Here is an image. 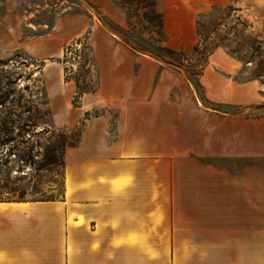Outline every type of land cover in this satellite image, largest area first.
<instances>
[{
    "label": "crops",
    "instance_id": "crops-1",
    "mask_svg": "<svg viewBox=\"0 0 264 264\" xmlns=\"http://www.w3.org/2000/svg\"><path fill=\"white\" fill-rule=\"evenodd\" d=\"M25 1L0 0V55L24 50L43 71L60 60L61 27L78 28L75 39L92 25L66 16L28 36L44 25ZM153 2L167 46L188 52L219 5L264 15V0ZM91 29L97 87L74 109L83 129L66 151L62 200L0 202V264H264V115L229 110L262 104L258 83L236 81L239 63L215 52L196 90L174 65Z\"/></svg>",
    "mask_w": 264,
    "mask_h": 264
},
{
    "label": "rangeland",
    "instance_id": "rangeland-1",
    "mask_svg": "<svg viewBox=\"0 0 264 264\" xmlns=\"http://www.w3.org/2000/svg\"><path fill=\"white\" fill-rule=\"evenodd\" d=\"M112 2L114 11L110 14L103 7V0L25 1L24 6L31 7L28 10H39L29 22L44 25L38 31L32 33L27 30L26 33L28 36L34 34L46 37L50 26L58 18L86 16L91 25L101 31L100 37L110 38L127 49L129 46L133 49H128L131 52L154 56L174 65L193 82L196 90L200 89L199 77L209 56L215 52L227 54L240 65L235 80L256 81L261 96H264V21L260 20L264 15L244 14L232 2L219 5L198 19L197 42L188 52L173 50L167 46L168 37L163 27V18L155 11L153 0ZM46 5L53 6V9ZM118 18H121V23L117 22ZM70 28L61 27L58 32L60 60L52 59V63H47L43 71L42 60L32 57L24 50L0 55V103L18 109L33 108L37 130H53L55 137L64 138L67 144L72 142V139L79 140L83 129L82 123L75 121L77 110L74 109L82 106L78 93H88L89 88L97 87L96 70L88 64L85 44H75L76 41L87 43L86 39L90 37L92 29L89 27L81 37L74 39L80 31L78 28ZM72 44H75L76 49L67 52L65 60V48ZM65 77V81L76 80L79 84L73 99L69 97ZM229 110L260 117L264 115V102L244 108L235 106ZM102 112L103 109L95 108L88 115L92 118ZM40 153L42 154L43 150ZM35 160L40 162L41 157H36ZM65 162L63 155L58 164L39 172H29V169L20 172L18 170L22 163L12 162L10 187L14 191L9 193L6 190V194L1 197L4 201H14L13 203H18L22 197L23 201L28 202L62 200ZM27 173L32 176L25 177ZM35 187L39 189L40 194H35Z\"/></svg>",
    "mask_w": 264,
    "mask_h": 264
},
{
    "label": "trees",
    "instance_id": "trees-1",
    "mask_svg": "<svg viewBox=\"0 0 264 264\" xmlns=\"http://www.w3.org/2000/svg\"><path fill=\"white\" fill-rule=\"evenodd\" d=\"M154 1V0H153ZM154 5V2H153ZM75 44H85L87 48V58L89 66L95 68V62L93 58V52L90 46L85 41H76ZM75 44H72L65 48L64 59H67V52L75 50ZM89 71V69L87 68ZM67 77H65V80ZM77 88L79 84L74 80ZM90 91H94L95 88H89ZM83 94L78 93V97ZM38 125L35 122L33 114V108L28 107L26 109L6 107L5 103H0V202L13 203L14 201H4L1 197L6 194V190L13 192L10 187L12 162H21L22 166L18 171L22 172L24 169H29V172H39L41 170H47L50 166L58 164L59 159L64 155L70 147L76 146L79 140H71L69 144L64 142V138L55 137V131H51L43 128L42 131L37 130ZM20 146H22L20 148ZM41 150L43 153L41 154ZM12 157H14L12 159ZM36 157H41V161L37 162ZM31 173H27L25 177H31ZM64 185V183H63ZM35 194L41 192L37 187L34 188ZM22 197L17 202L23 201ZM55 200H38L32 202H49Z\"/></svg>",
    "mask_w": 264,
    "mask_h": 264
}]
</instances>
